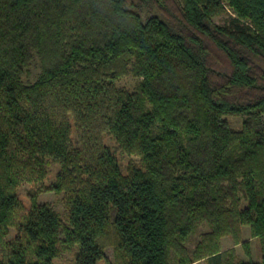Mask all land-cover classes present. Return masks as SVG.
<instances>
[{"label":"trees","instance_id":"trees-1","mask_svg":"<svg viewBox=\"0 0 264 264\" xmlns=\"http://www.w3.org/2000/svg\"><path fill=\"white\" fill-rule=\"evenodd\" d=\"M105 136L137 156L126 173ZM51 163L65 220L33 195L15 223L20 179ZM242 225L264 264V0H0V264H53L61 243L73 264L106 246L113 264H223Z\"/></svg>","mask_w":264,"mask_h":264},{"label":"rangeland","instance_id":"rangeland-1","mask_svg":"<svg viewBox=\"0 0 264 264\" xmlns=\"http://www.w3.org/2000/svg\"><path fill=\"white\" fill-rule=\"evenodd\" d=\"M137 0H127L128 3H135ZM153 11V10H152ZM140 13L144 14L145 9H140ZM231 12L221 13L213 17V21L217 24H226L230 20ZM32 72L35 68L32 67ZM137 79L131 75H125L118 78L115 84L119 88L132 90L136 85ZM229 125L232 128H238L241 124V119L237 117L227 118ZM104 143L114 152L122 173H126L127 166L131 163L138 161L137 156L122 151L117 147V143L113 138L105 136L103 138ZM59 171L58 163H51L45 166L44 175L40 178L35 175H27L20 179L18 185L15 188L17 197L20 202V207L15 216V223L24 215L31 206V196L34 195L38 203L49 204L60 216L65 220V210L62 202V194L54 192L52 190H43L44 187L49 186L53 181L57 172ZM209 230L207 223H200L196 229L188 236L184 241L187 253L191 256L194 247L200 240L202 233ZM16 234L15 225L8 228V233L3 237L4 241L12 240ZM60 239H63V234H60ZM240 242L233 243V239L230 235H224L219 239V249L224 251L223 264H237L238 262H250L258 264L261 260V245L258 237H252L250 235L248 225H242L240 233ZM6 248L0 244V253L5 252ZM77 251V245L75 243H61L59 246V253L52 259L53 264H73L74 255ZM113 250L110 246L104 248V257L96 262V264H113ZM191 264H207L206 258H202Z\"/></svg>","mask_w":264,"mask_h":264}]
</instances>
